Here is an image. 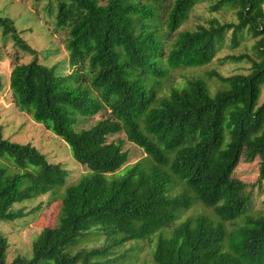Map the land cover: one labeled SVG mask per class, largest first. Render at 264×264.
<instances>
[{"label": "trees", "instance_id": "1", "mask_svg": "<svg viewBox=\"0 0 264 264\" xmlns=\"http://www.w3.org/2000/svg\"><path fill=\"white\" fill-rule=\"evenodd\" d=\"M166 1L55 0L56 26L67 27L69 63L90 73L88 85L79 69L64 74L37 59L12 67L9 89L16 106L64 140L73 158L89 172L66 185L67 172L59 163L48 162L30 144L0 136V160L7 159L22 170L10 173L0 164V219L22 216L14 204L65 186L59 224L34 237L29 258L16 256L9 263L7 243L0 236V264H93L92 256H103L171 226L178 211L187 210L194 201L211 207L221 221L204 214L185 219L170 237L158 238L153 263L243 264L224 247V222L245 214L247 198L235 194L242 183L233 182L231 174L253 134L250 154L260 157L259 180L264 178V102L256 106L264 82V0H215L210 10L231 9L236 21L211 17L195 29L181 30L168 51L153 24L157 5ZM197 1L171 0L166 14L169 32L179 28ZM0 24L12 27L2 16ZM246 29L256 39L258 59L230 56L248 57L251 69L217 75L225 88L211 94L203 79L191 77L186 86L158 100L156 91L146 87V77L164 75L161 60L170 68L208 64L227 31L237 46ZM104 108L110 117L75 130L78 115L90 117ZM229 114L232 127L227 130ZM119 132L150 160L135 164V176L130 170L114 174L128 159L122 139L107 140ZM170 173L184 181L189 192L171 196ZM245 222L252 225L243 250L252 254L264 240V219L257 222L246 216ZM87 231L105 234L110 244L67 252Z\"/></svg>", "mask_w": 264, "mask_h": 264}, {"label": "rangeland", "instance_id": "2", "mask_svg": "<svg viewBox=\"0 0 264 264\" xmlns=\"http://www.w3.org/2000/svg\"><path fill=\"white\" fill-rule=\"evenodd\" d=\"M149 3L150 0H140ZM215 0H198L189 11L187 18L174 32H169L166 27V14L171 0L163 5H157V15L153 20L154 27L158 30L157 38L165 51H168L177 32L192 30L198 25H204L211 17L220 21H236L234 11L222 8L211 11L210 5ZM55 0H0V16L7 18L12 27L7 28L0 24V136L10 141L30 144L43 153L51 163H59L67 172L66 185L76 182L89 172L85 165L78 163L72 156L69 146L59 136L48 130L43 124L34 121L31 115L16 106L11 90L9 89V74L16 63H26L37 59L41 64L56 70L70 74L75 71V66L68 60L66 41L68 37L67 27H57L55 23ZM264 11V1L262 3ZM16 34L19 35L16 37ZM256 42L250 30H244L237 46L232 45V33L226 32V36L214 57L205 65L170 68L165 60H161L164 75L148 76L145 78L147 88L156 91L157 99L166 97L174 88L186 86L191 77H199L206 82L211 94L218 89L225 88L217 75L228 76L235 73H248L251 69V61L248 57L257 58L254 44ZM247 55L239 60L230 56ZM258 59V58H257ZM88 83L90 73L86 69H79ZM70 82V81H69ZM85 85V84H84ZM264 102V82L260 86L256 106ZM157 105V104H153ZM235 107L233 111H237ZM110 117L107 108L97 114L84 117L77 116L74 125L75 130L87 129L103 118ZM230 114L225 119L227 130L232 127ZM253 134L245 144L242 157L231 174V180L242 186L235 194L246 196L245 214L234 220L224 222L226 230L225 249L235 253L243 264H264V240L259 249L254 253L245 252L243 243L249 236V225L245 217L250 216L255 221L264 219V178L259 180L260 157L251 155V147L255 139ZM122 139V149L127 152V161L114 173L122 175L131 171L135 176L138 168L135 164L146 158L145 152L128 141L123 132L109 135L108 141ZM150 161L149 159H145ZM8 172H20L21 168L14 167L9 160L1 159ZM36 170V168L33 167ZM171 181L168 193L173 196L183 191L189 192L184 181L170 173ZM65 186L57 187L53 191L39 195L23 202L16 203L12 207L22 212V216L13 220L0 219V236L7 243L6 261L11 262L16 256L29 258L34 237L44 228L55 227L59 224L61 216V198ZM198 214H204L215 222L221 221L211 207L205 206L199 201H194L187 210L178 211L177 218L169 227H162L150 235L147 239L128 241L120 247H114L103 256H92L93 264H154L153 251L159 237H170L174 227L182 221ZM255 224V227H258ZM180 241V237L178 239ZM111 239L105 234L87 231L83 236L70 245L67 252L74 254L80 250H93L106 247ZM80 264V262L78 263Z\"/></svg>", "mask_w": 264, "mask_h": 264}]
</instances>
